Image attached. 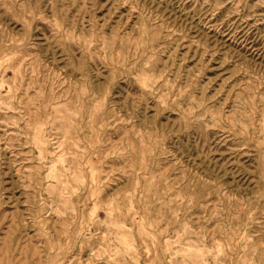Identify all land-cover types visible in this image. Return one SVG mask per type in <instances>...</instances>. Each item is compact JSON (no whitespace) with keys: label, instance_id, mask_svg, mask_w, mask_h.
I'll list each match as a JSON object with an SVG mask.
<instances>
[{"label":"rangeland","instance_id":"obj_1","mask_svg":"<svg viewBox=\"0 0 264 264\" xmlns=\"http://www.w3.org/2000/svg\"><path fill=\"white\" fill-rule=\"evenodd\" d=\"M187 244L264 264V0H0V264Z\"/></svg>","mask_w":264,"mask_h":264},{"label":"bare ground","instance_id":"obj_2","mask_svg":"<svg viewBox=\"0 0 264 264\" xmlns=\"http://www.w3.org/2000/svg\"><path fill=\"white\" fill-rule=\"evenodd\" d=\"M137 231L139 232L140 235L142 234L145 236V234H148L147 231H144L141 228H137ZM167 244L168 243H166L165 245H167ZM202 247H203V249H201L200 246L193 245V244H187V245L182 246L183 254L188 259L189 264H207V262H204V261L206 260L205 253H207L208 250L206 248V245H203ZM217 247L219 249L221 248V246L219 244ZM213 257H214L213 258L214 261L221 260V257L218 253L214 254Z\"/></svg>","mask_w":264,"mask_h":264}]
</instances>
